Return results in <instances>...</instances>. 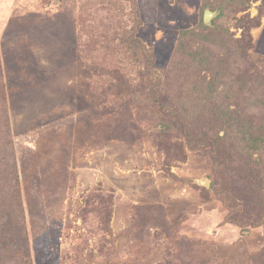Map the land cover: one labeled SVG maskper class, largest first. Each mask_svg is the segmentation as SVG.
<instances>
[{"label":"rangeland","instance_id":"374dc122","mask_svg":"<svg viewBox=\"0 0 264 264\" xmlns=\"http://www.w3.org/2000/svg\"><path fill=\"white\" fill-rule=\"evenodd\" d=\"M0 264H264V0H0Z\"/></svg>","mask_w":264,"mask_h":264},{"label":"water","instance_id":"95a60500","mask_svg":"<svg viewBox=\"0 0 264 264\" xmlns=\"http://www.w3.org/2000/svg\"><path fill=\"white\" fill-rule=\"evenodd\" d=\"M216 17V14L214 12H212L209 9H206L204 12V23L206 25H211L212 24V20ZM204 186L209 187V183L208 182H204L202 183Z\"/></svg>","mask_w":264,"mask_h":264},{"label":"trees","instance_id":"16d2710c","mask_svg":"<svg viewBox=\"0 0 264 264\" xmlns=\"http://www.w3.org/2000/svg\"><path fill=\"white\" fill-rule=\"evenodd\" d=\"M227 19H228V14H226V20H227ZM203 23H204V16H203ZM241 128H242L241 126L238 127V128H237V131H240ZM165 129H167V128H165ZM236 143H237V145H240L241 148L244 149V150H245V149H248L249 147H250V148L252 147V148L254 149V148H256L255 146L257 145V144L255 145V143H257V141L250 142V145H251V146H249V147H246V145H245L246 143L244 142V140H242V141H236ZM256 150H257V148L255 149V151H256ZM24 230H25V229H24ZM27 251H28V250H27ZM28 253H29V252H28ZM28 257H30V256H28Z\"/></svg>","mask_w":264,"mask_h":264}]
</instances>
